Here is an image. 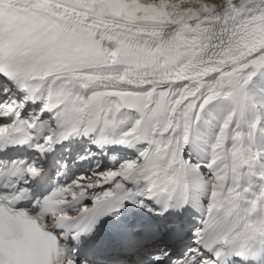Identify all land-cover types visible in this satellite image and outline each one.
I'll return each instance as SVG.
<instances>
[{
	"label": "snow or ice",
	"instance_id": "1",
	"mask_svg": "<svg viewBox=\"0 0 264 264\" xmlns=\"http://www.w3.org/2000/svg\"><path fill=\"white\" fill-rule=\"evenodd\" d=\"M0 264H264V0H0Z\"/></svg>",
	"mask_w": 264,
	"mask_h": 264
}]
</instances>
